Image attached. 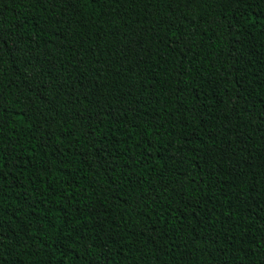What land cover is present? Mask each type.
Returning <instances> with one entry per match:
<instances>
[{
  "label": "trees",
  "instance_id": "16d2710c",
  "mask_svg": "<svg viewBox=\"0 0 264 264\" xmlns=\"http://www.w3.org/2000/svg\"><path fill=\"white\" fill-rule=\"evenodd\" d=\"M0 264H264V0H0Z\"/></svg>",
  "mask_w": 264,
  "mask_h": 264
}]
</instances>
